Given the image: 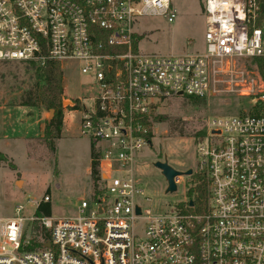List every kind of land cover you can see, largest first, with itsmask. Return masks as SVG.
I'll use <instances>...</instances> for the list:
<instances>
[{"label":"built area","instance_id":"obj_1","mask_svg":"<svg viewBox=\"0 0 264 264\" xmlns=\"http://www.w3.org/2000/svg\"><path fill=\"white\" fill-rule=\"evenodd\" d=\"M203 12V51L146 54L137 20L173 22L171 0H0V62L49 59L94 87L73 107L97 162L74 215H37L44 195L0 218V264H264V0H205ZM236 62L247 65L230 83L256 112L209 121L191 175L173 179L187 194L203 175L206 210L192 199L152 208L138 169L153 117L170 99L206 97L210 73L238 72Z\"/></svg>","mask_w":264,"mask_h":264},{"label":"rangeland","instance_id":"obj_2","mask_svg":"<svg viewBox=\"0 0 264 264\" xmlns=\"http://www.w3.org/2000/svg\"><path fill=\"white\" fill-rule=\"evenodd\" d=\"M204 1L171 0L175 15L173 22L160 16L138 19L135 26L140 40L138 51L146 54L203 51ZM244 65L236 62L234 70L238 72L233 74L210 73L211 93L206 97L196 102L174 98L158 109L156 115L162 116L163 121L152 124L153 145L143 151L141 160L144 164L138 169L144 196L150 199L148 204L152 208L166 212L189 199L183 183L175 192L164 193L166 180L153 166L155 161L166 159L174 170L186 171L194 166L193 143L204 138L209 121L256 110L251 109L253 98L241 96L238 88H232L230 83L233 75L234 85H238L237 79ZM60 68L64 79L63 123L60 137L53 142L52 153L44 140L49 112L19 105L22 94L35 83L33 69L24 62H0V108H3L0 109V136L5 133L9 138L6 142L10 144L8 147L5 141H0V148L9 153L8 162L0 161V218L11 216L16 203L44 195L49 196L50 216L70 217L76 213L79 201L87 198L93 187L88 173L92 143L80 134V116L69 109L67 101L87 102L94 94V87L87 84L86 77L79 75L77 70L61 65ZM214 78L218 81L213 85ZM2 116H5V122ZM39 129L41 135L27 143L38 135ZM17 137L27 139L24 153L22 143L18 146L12 141ZM9 162L13 168L9 167ZM183 180L188 178L183 177Z\"/></svg>","mask_w":264,"mask_h":264},{"label":"trees","instance_id":"obj_3","mask_svg":"<svg viewBox=\"0 0 264 264\" xmlns=\"http://www.w3.org/2000/svg\"><path fill=\"white\" fill-rule=\"evenodd\" d=\"M26 65L33 69V77L35 83L32 87L28 88L20 98V106L37 109L43 108L46 112L53 110V116L49 121H45L44 128V140L48 145L49 150L54 152V140L60 137L63 123V89L64 79L63 73L59 63L45 59L42 64L35 62H24ZM258 71L261 77L264 79V60H258ZM184 100L196 102L199 98L181 97ZM74 110L76 107H69ZM256 112V110L252 111ZM163 121V117L156 115L153 117V123H160ZM153 136L152 131H149L148 138ZM197 139V138H196ZM198 142V141H197ZM92 143V150L90 155V178L95 181V175L97 172V162L95 161L96 153L94 152V142ZM0 161L8 162V159L0 153ZM9 167L13 168V165L9 162ZM197 180V186L195 190H190L187 193V197L194 201L197 206L198 212H204L207 206L208 187L206 178L203 175L197 174L195 176ZM37 215L44 217L50 216V204H40L37 209Z\"/></svg>","mask_w":264,"mask_h":264},{"label":"water","instance_id":"obj_4","mask_svg":"<svg viewBox=\"0 0 264 264\" xmlns=\"http://www.w3.org/2000/svg\"><path fill=\"white\" fill-rule=\"evenodd\" d=\"M68 102V105L70 107H73L74 105V102L72 100H69L67 101ZM62 106H64V103L62 104ZM82 109L85 110V106L82 105ZM53 110H50L49 111V118H48V121L52 118L53 116ZM153 166L155 168H157L158 170H160L161 174L164 176L166 182H167V187L164 191L165 194L167 193H173L175 192L176 190V186L174 184V177L175 176H189L191 175L192 173V170L191 169H187L186 171H177V170H174L171 166L168 165L166 159H164L163 161H160V160H157L153 163ZM188 204L191 206L192 205V201L190 200L188 202Z\"/></svg>","mask_w":264,"mask_h":264},{"label":"crops","instance_id":"obj_5","mask_svg":"<svg viewBox=\"0 0 264 264\" xmlns=\"http://www.w3.org/2000/svg\"><path fill=\"white\" fill-rule=\"evenodd\" d=\"M0 109L3 110L2 107H1ZM4 119H5V116H2V121H3V122H5ZM47 121H48V120H47ZM38 124H39V123H38ZM39 130H40V129H39ZM40 135H41V130L39 131V133H38L37 136L31 138L27 143L33 141L35 138H37V137L40 136ZM7 140H9V138L5 135V133H3V134L0 136V141H5V145L9 147L10 144H9L8 142H6ZM12 141H13V143H17L16 145H18V146L20 145V143H22V151H23V148H24L25 145H26V141H27V139H26L25 137H17V138H12ZM0 153H2L6 158L8 157V154H9V153H7V149H1V148H0ZM23 153H24V151H23ZM10 159H11V158H10ZM37 160H38V159H37ZM88 173H89V176H90V167H89ZM90 180H91V178H90ZM15 182L17 183V180H16ZM89 193H90V191H89ZM88 195H89V194H88Z\"/></svg>","mask_w":264,"mask_h":264},{"label":"flooded vegetation","instance_id":"obj_6","mask_svg":"<svg viewBox=\"0 0 264 264\" xmlns=\"http://www.w3.org/2000/svg\"><path fill=\"white\" fill-rule=\"evenodd\" d=\"M76 102V101H75ZM76 105L75 106H78V102L75 103ZM192 168V167H191ZM191 168H188V169H191Z\"/></svg>","mask_w":264,"mask_h":264}]
</instances>
